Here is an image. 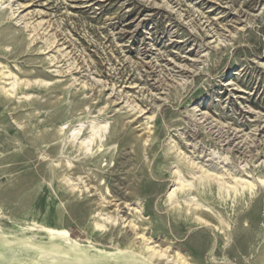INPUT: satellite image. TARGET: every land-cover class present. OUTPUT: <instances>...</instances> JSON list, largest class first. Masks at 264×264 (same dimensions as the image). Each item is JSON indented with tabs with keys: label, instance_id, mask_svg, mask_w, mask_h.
I'll list each match as a JSON object with an SVG mask.
<instances>
[{
	"label": "rangeland",
	"instance_id": "374dc122",
	"mask_svg": "<svg viewBox=\"0 0 264 264\" xmlns=\"http://www.w3.org/2000/svg\"><path fill=\"white\" fill-rule=\"evenodd\" d=\"M155 245L264 264V0H0V264Z\"/></svg>",
	"mask_w": 264,
	"mask_h": 264
},
{
	"label": "bare ground",
	"instance_id": "6f19581e",
	"mask_svg": "<svg viewBox=\"0 0 264 264\" xmlns=\"http://www.w3.org/2000/svg\"><path fill=\"white\" fill-rule=\"evenodd\" d=\"M203 168V167H202ZM217 176V175H216ZM222 177V176H221ZM218 179V178H217ZM219 183V182H218ZM225 186V185H224ZM125 222V221H124ZM51 231V230H50ZM53 231V230H52ZM51 231V232H52ZM48 232V231H46ZM56 232V231H55ZM50 233V232H49ZM53 233V232H52ZM58 233V232H57ZM64 232H59V235L62 234L63 235ZM66 233H64L65 235ZM52 235V234H51ZM138 238H141V235H138ZM69 240V239H68ZM67 240V241H68ZM149 241V240H148ZM57 246L59 247V245L57 244ZM147 250L150 252V259L152 260L153 258L159 259V260H165V262L168 263H172V262H176L173 258H171V254L169 255L165 250H160L158 248H156L155 246H146ZM143 253V252H141ZM179 255V254H177Z\"/></svg>",
	"mask_w": 264,
	"mask_h": 264
}]
</instances>
